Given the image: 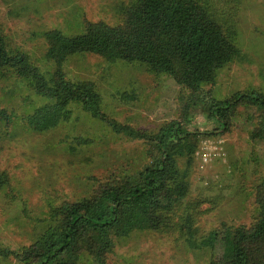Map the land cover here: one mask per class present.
Returning a JSON list of instances; mask_svg holds the SVG:
<instances>
[{"label":"rangeland","instance_id":"374dc122","mask_svg":"<svg viewBox=\"0 0 264 264\" xmlns=\"http://www.w3.org/2000/svg\"><path fill=\"white\" fill-rule=\"evenodd\" d=\"M130 1L0 0V32L10 51L26 53L48 75L54 64L46 58L44 32L58 29L77 36L88 20L121 25L123 6ZM210 1L212 14L233 28L239 54L199 95L191 96L169 76L137 62L80 54L65 63L68 79L93 82L103 113L121 124L154 134L178 120L190 132H220L200 138L190 163L179 159L188 188L183 201L161 216L157 229L115 238L107 264H211L215 254L194 243L223 226L250 228L258 219L264 135L253 137V132L259 112L241 105L222 133L207 119V107L239 93L264 95V0ZM44 103L30 79L15 69H0V110L9 117L0 122V249L10 254L0 264H23L12 253L57 228L54 213L62 205L87 200L100 185L126 181L152 162L143 142L114 134L75 104L68 121L35 132L26 117ZM91 259L84 252L76 264H92Z\"/></svg>","mask_w":264,"mask_h":264},{"label":"trees","instance_id":"16d2710c","mask_svg":"<svg viewBox=\"0 0 264 264\" xmlns=\"http://www.w3.org/2000/svg\"><path fill=\"white\" fill-rule=\"evenodd\" d=\"M211 3L131 0L123 6L121 25L88 20L84 32L77 36L58 29L46 31V58L54 64V71L48 75L32 64L26 53L10 51L7 38L0 32V69H15L19 77L30 79L36 95L45 102L26 117L35 132L45 133L68 121L75 104L106 123L114 134L143 142L152 160L126 181L100 185L89 199L57 209V228L22 252L12 253L23 264H76L84 252L90 254L92 264H107L115 238L157 229L161 216L186 197V174L179 169V159L188 158L190 163L200 138L220 132H190L178 120L154 134L121 124L103 113L102 97L93 82L68 79L65 63L80 54L137 62L169 76L191 96L199 95L203 86L213 84L218 72L239 54L233 28L225 27L212 14ZM244 104L259 112L253 137L264 135V95L257 92L239 93L224 102L212 100L207 119L226 133L236 109ZM8 119L7 112L0 110V122ZM256 204L258 219L252 227L223 226L193 246L211 250L215 254L211 264H264V183L257 188ZM9 256L0 249V258ZM72 257L76 261L71 263Z\"/></svg>","mask_w":264,"mask_h":264}]
</instances>
